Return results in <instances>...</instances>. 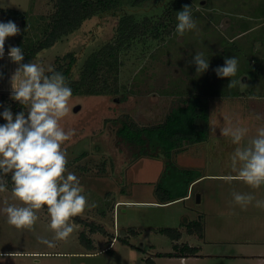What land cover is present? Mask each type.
Returning <instances> with one entry per match:
<instances>
[{
  "label": "rangeland",
  "instance_id": "1",
  "mask_svg": "<svg viewBox=\"0 0 264 264\" xmlns=\"http://www.w3.org/2000/svg\"><path fill=\"white\" fill-rule=\"evenodd\" d=\"M201 1L146 0L132 6L131 0H121L117 11L88 18L80 29L37 54L31 63L54 68L57 57L75 52L78 61L74 75L77 76L86 56L112 40L119 19L115 14L132 12L141 17L159 14L165 7L174 11L170 36L160 41L150 40L146 46L137 45L123 56L120 82L124 88L120 94H72L69 102L72 111L61 121L65 130H75V135L62 146L67 153V169L79 178L89 204H97L79 216L102 224L115 234L116 238L110 246L114 252H107V241L110 240L100 232L89 231L95 245L93 250L82 245L78 238L83 226L74 219V231L66 241H53L55 247L41 243L38 238L53 240L54 235L48 227L46 208L37 213L39 220L33 230L16 229L9 225L2 211L6 206L5 200L19 204L12 199L9 189L6 193H0V264H150L151 259L154 260L153 264H264V208L255 207L253 202L242 209L235 204L232 195L234 192L251 193L257 199L264 200V186L252 189L243 182H226L222 179L226 175H235L231 171L230 157L236 145L232 144L230 138L221 136L220 131L226 118H231L233 122L239 120L249 127L250 137L255 135L257 127L264 124V118L257 120V112L249 105H231L234 102L224 103L221 100L220 103L212 99L208 139L189 144L185 150L174 153L167 180L177 175L178 169L186 168L185 164L193 166L187 168L200 170L203 174L192 183L190 196L184 201L158 202L155 188L165 169L164 158L142 156L132 161L128 151L118 144L117 118L127 114L140 125L158 124L165 119L174 103L177 105L184 99L182 89L187 88L182 81L185 75L183 63H186L184 61L189 55L182 47L193 36L187 32L183 36L177 34L176 13L185 5L258 7L255 3L262 0H239L241 3L234 0L228 3L225 0H205V4H200ZM0 8L28 13L29 27L24 29L15 21L20 33L7 38L10 46H16L18 38L22 41H26L27 37L33 40L41 34L42 26L54 11V4L51 0H0ZM1 15L0 22H5ZM196 21L199 34L205 32L203 25L214 29L205 18L198 17ZM221 26L224 27L222 23L215 24L216 33L212 30L211 33L215 36H218V32L224 33ZM261 36H264V27H254L247 34V38L254 40ZM170 37L172 39L168 40ZM17 67L9 59L8 51H5L0 59V79L9 75L10 81ZM211 69L209 66L208 70ZM153 71H157L158 79L152 77ZM169 73L178 78L170 87L177 94L165 93V85L171 81L169 76L165 77ZM11 92L12 89L0 90V102L3 94L9 98ZM24 111H27L26 106ZM8 177H5L6 181ZM118 200L126 202L119 204ZM190 220L202 223V237L183 230L185 222L189 223ZM163 228L182 230L181 241L199 247L200 256H158L160 252L176 251L171 235L163 232ZM120 238L127 239L129 244H124Z\"/></svg>",
  "mask_w": 264,
  "mask_h": 264
},
{
  "label": "clouds",
  "instance_id": "2",
  "mask_svg": "<svg viewBox=\"0 0 264 264\" xmlns=\"http://www.w3.org/2000/svg\"><path fill=\"white\" fill-rule=\"evenodd\" d=\"M176 32L183 36L197 30L191 7L185 5L176 13ZM20 33V28L11 20L0 22V59L5 54V41ZM9 59L18 65L11 76V99L27 107L13 116L10 107L0 113L6 123L0 125V193L9 191L5 177L10 175L12 199L19 204L8 203L2 211L7 223L16 229L33 230L39 220L38 212L47 209L49 229L53 240L38 238L48 247H55L53 241H66L73 233V218L82 215L89 207L88 197L79 178L67 169L65 142L74 135V129L65 130L61 121L72 111L70 99L72 89L65 76L52 66L37 63H23L21 47L10 46ZM191 63L197 73L209 68V59L203 52H197ZM239 61L236 57L225 58L224 65L214 69L217 77L230 78L228 88H234L240 80L236 77ZM250 99H258L251 96ZM260 120L259 115L256 116ZM215 128H213L214 133ZM221 136L231 139L236 145L230 157V167L235 175H226V182L240 181L252 189L264 186V124L257 127L255 135L242 122L226 118L220 128ZM235 204L246 209L255 202L257 208H264V200L251 193L234 192Z\"/></svg>",
  "mask_w": 264,
  "mask_h": 264
},
{
  "label": "trees",
  "instance_id": "3",
  "mask_svg": "<svg viewBox=\"0 0 264 264\" xmlns=\"http://www.w3.org/2000/svg\"><path fill=\"white\" fill-rule=\"evenodd\" d=\"M54 11L47 18V22L41 28V34L36 39L27 37L26 41L17 39V47H21L24 53L23 63L32 62L42 50L51 47L64 36L80 29L88 18L97 14L113 13L121 0H51ZM146 0H131V4L140 5ZM175 10V9H174ZM0 12L5 22L11 20L19 22L24 29L29 27L28 13L17 9H3ZM173 10L165 7L159 14H145L141 17L134 13H118V21L115 34L111 41L104 43L99 48L90 52L79 67L78 75H74V67L78 61V55L71 51L56 58L54 69L61 72L72 94L85 95H116L120 94L124 85L120 82L121 67L124 64L123 56L137 45L146 46L150 40L160 41L173 32ZM10 98V99H9ZM6 95L1 96L0 113L4 108L10 107L13 116L24 107ZM209 100L206 96L192 95L182 99L180 103L171 108L165 119L153 125H140L130 115L117 118V138L120 148L126 149L132 161L142 156L161 157L165 160V169L162 171L156 184L155 192L159 203H168L181 200L188 196L190 185L203 176L202 172L192 168L178 169L177 175L169 176L168 169L173 166V154L182 150L185 143L202 142L208 139L210 130ZM6 123L0 115V125ZM84 155V153H82ZM11 190L10 176L6 181ZM77 224L83 226L79 234V242L87 249L95 248L94 241L89 235L91 232H100L110 241L107 252L113 253L110 248L111 241L116 238L105 226L95 221L74 217ZM184 228L190 234L202 237L203 225L198 220L185 222ZM163 232L171 235L175 242L174 252L158 253V256L189 257L200 256V248L190 246L187 243H177L182 238V231L178 228H163ZM124 244H129L125 238H120ZM150 264L154 260H149Z\"/></svg>",
  "mask_w": 264,
  "mask_h": 264
},
{
  "label": "crops",
  "instance_id": "4",
  "mask_svg": "<svg viewBox=\"0 0 264 264\" xmlns=\"http://www.w3.org/2000/svg\"><path fill=\"white\" fill-rule=\"evenodd\" d=\"M229 1L233 2L232 0H225V3ZM234 1L236 3H241L239 0ZM200 4H205V0H202ZM255 4L258 7H191L195 20L198 17L205 18L208 25L212 28L214 27V29L205 28L206 25H203L205 32L202 34H199L197 30L187 32L188 35L193 36V38L189 37L182 47V50L189 55V58L184 61L186 63L182 61L184 68L183 74H185L182 77V81H184L185 88H187L184 90L182 89L183 94L185 93L183 95L184 99L199 94L208 98L209 107L212 99L218 100L220 103L222 102L221 100H223L224 103L234 102L231 105H249L257 112V115L264 118V36L255 40L247 38V34L253 31L254 27H264V1L262 0L260 3ZM211 11L214 12V14ZM1 14L0 12V15ZM221 23L224 27L221 26L220 29H222L221 31L224 33L218 32V36L213 35L211 30L216 33L215 24L221 25ZM209 34H211V36H208ZM171 39L170 37L168 40ZM166 43H168V41H166ZM197 52H203L205 57L209 59V66L212 67L211 70H207L201 74L197 73L196 65L191 63ZM232 57L238 59L239 68L236 77H232L231 79L240 80L241 83L234 88H228L230 78L217 77L214 69L218 66H223L225 58ZM16 65L17 64H15V66ZM137 70L138 69H136L135 72ZM151 75L158 79L157 71H153ZM168 76L171 81L165 85L167 86L165 93L170 92V94H177L178 92L172 91L170 87H173L178 78L175 79L172 73L165 75V77ZM9 89L12 88L11 79L9 81L8 75L7 78L0 79V90L9 91ZM251 96H256L258 99H250ZM174 106L175 103L172 107ZM188 147L189 143L186 142L182 150ZM185 165L186 168L193 167L191 165L189 166V164ZM191 186L192 184L190 188ZM190 188L188 196L179 201H184L190 196ZM122 202L126 201H117L119 204ZM184 229L183 226V230ZM183 234L184 232L182 231V237ZM181 239L177 243H186L181 241Z\"/></svg>",
  "mask_w": 264,
  "mask_h": 264
},
{
  "label": "water",
  "instance_id": "5",
  "mask_svg": "<svg viewBox=\"0 0 264 264\" xmlns=\"http://www.w3.org/2000/svg\"><path fill=\"white\" fill-rule=\"evenodd\" d=\"M9 47H10V46H9L7 40H6V41H5V51H8ZM197 198H198V201H199V200H200L199 195L197 196Z\"/></svg>",
  "mask_w": 264,
  "mask_h": 264
}]
</instances>
